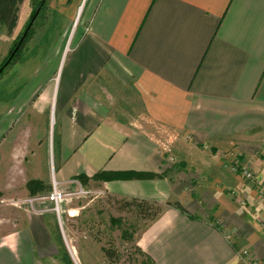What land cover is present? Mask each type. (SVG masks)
Returning a JSON list of instances; mask_svg holds the SVG:
<instances>
[{
	"label": "crops",
	"instance_id": "1",
	"mask_svg": "<svg viewBox=\"0 0 264 264\" xmlns=\"http://www.w3.org/2000/svg\"><path fill=\"white\" fill-rule=\"evenodd\" d=\"M84 1L54 4L75 10ZM84 14L92 31L59 85H31L17 97V161L29 164L17 182L23 174L24 183L76 189L80 176L151 174L100 186L118 198L179 201L194 217L168 208L149 223L140 245L156 264H245L244 250L264 264V197L229 172L236 162L252 167L264 186V0H87ZM107 78L131 85L138 116L107 101ZM50 114L58 137L51 166ZM199 168L206 177L192 179ZM23 214L22 227L16 220L0 235V264L55 253L47 215Z\"/></svg>",
	"mask_w": 264,
	"mask_h": 264
},
{
	"label": "rangeland",
	"instance_id": "2",
	"mask_svg": "<svg viewBox=\"0 0 264 264\" xmlns=\"http://www.w3.org/2000/svg\"><path fill=\"white\" fill-rule=\"evenodd\" d=\"M54 1L47 0L45 7L38 10L42 0H24L14 33L8 35L0 27V67L18 47L11 64L0 76V235L11 229L16 220L17 229L22 227L25 212L44 214L52 228L56 249L48 257L38 255L37 264H150L140 245L150 221L140 217L134 208L122 210L125 198L109 195L100 186L102 180H88L84 187L78 182L76 189L59 187L62 192L72 194L60 205V216L54 204L45 199L53 190V182L27 178L24 183L23 174L22 181L17 182L19 171H29L27 159L17 161V97L29 95L31 85L38 88L46 81L55 87L59 85L64 65L76 52L83 35L92 31L85 21L87 0L75 10L68 6L59 9ZM107 83L105 95L113 107L122 109L130 120L140 114V101L131 85H117L111 78H107ZM53 120L55 115L50 114L48 139L44 141L49 146L50 166L58 143ZM42 130L41 135L46 136L47 127ZM44 149L35 152L41 156V170L46 162ZM32 153L27 154L35 155ZM242 169L246 167L238 166L237 162L229 166L234 176L241 175ZM247 169L253 171L252 167ZM207 173L208 169H192L190 176L200 179ZM256 179L259 181L257 176ZM256 194L264 197L257 190ZM239 203L244 202L240 199ZM106 250L116 254L113 261L106 256Z\"/></svg>",
	"mask_w": 264,
	"mask_h": 264
},
{
	"label": "trees",
	"instance_id": "3",
	"mask_svg": "<svg viewBox=\"0 0 264 264\" xmlns=\"http://www.w3.org/2000/svg\"><path fill=\"white\" fill-rule=\"evenodd\" d=\"M24 0H0V27L4 28L8 35H12L16 28L18 27L19 22V14L20 8L23 4ZM47 0H42L38 5V10H42L46 5ZM6 62L0 67L4 68V70L11 64L5 66ZM4 72V71H3ZM1 73V75L3 74ZM0 75V76H1ZM154 175L145 174V173H137V172H126V173H106L101 172L97 174L94 179H100L102 181L106 180H114L118 178L123 179H149L154 178ZM81 185L84 187L87 184L88 179L85 176H80L78 178ZM114 197V196H113ZM117 198V197H116ZM127 208H134L136 213L144 218L145 220H149L153 222L158 216H160L166 209L174 208L181 213L194 218L191 214L186 210V208L179 201H168L167 203L161 204L157 201L141 199V198H125L122 201V210H126ZM217 226V225H216ZM106 256L110 261L115 259L116 254L111 252L110 250H106ZM148 261L150 264H156L155 261L149 256Z\"/></svg>",
	"mask_w": 264,
	"mask_h": 264
},
{
	"label": "built area",
	"instance_id": "4",
	"mask_svg": "<svg viewBox=\"0 0 264 264\" xmlns=\"http://www.w3.org/2000/svg\"><path fill=\"white\" fill-rule=\"evenodd\" d=\"M241 173L242 177L250 183L251 187H254V189L257 190L261 196H264V186L261 184L260 181L256 179L255 173L247 168L242 169ZM58 186V183L54 182L52 192L48 194L45 199L54 204V210L60 216V205L64 203L67 200V197L71 196L72 194L62 192ZM241 255L244 258L245 264H260L253 258L250 253V250H244Z\"/></svg>",
	"mask_w": 264,
	"mask_h": 264
},
{
	"label": "water",
	"instance_id": "5",
	"mask_svg": "<svg viewBox=\"0 0 264 264\" xmlns=\"http://www.w3.org/2000/svg\"><path fill=\"white\" fill-rule=\"evenodd\" d=\"M37 16H38V13L34 17V19H36ZM17 50H18V47L15 49V51H14L13 55L10 57V59L6 62L5 66H7L11 62V60L13 59V57H14L15 53L17 52ZM4 68L5 67H3V68L0 69V75L4 71Z\"/></svg>",
	"mask_w": 264,
	"mask_h": 264
}]
</instances>
